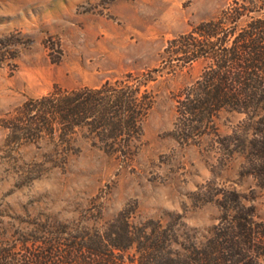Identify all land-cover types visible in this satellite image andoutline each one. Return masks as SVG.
Masks as SVG:
<instances>
[{
  "label": "rangeland",
  "instance_id": "obj_1",
  "mask_svg": "<svg viewBox=\"0 0 264 264\" xmlns=\"http://www.w3.org/2000/svg\"><path fill=\"white\" fill-rule=\"evenodd\" d=\"M236 2L251 10L244 20L264 17V0H0V264H99L118 219L200 243L221 215L206 199L221 189L253 197L264 220V190L225 146L242 115L221 111L190 143L174 134L182 92L211 65L179 41ZM107 82H147L151 106L127 153L89 127L52 133L41 99ZM124 256L132 264L135 248Z\"/></svg>",
  "mask_w": 264,
  "mask_h": 264
},
{
  "label": "trees",
  "instance_id": "obj_2",
  "mask_svg": "<svg viewBox=\"0 0 264 264\" xmlns=\"http://www.w3.org/2000/svg\"><path fill=\"white\" fill-rule=\"evenodd\" d=\"M238 3L218 20L201 23L178 40L179 52L189 60L205 57L211 65L182 92L174 134L190 143L215 128L221 111L242 115L232 135L225 138V146L231 156H244L242 173L264 190V17L244 20L251 10ZM144 83L114 86L107 82L96 89L67 92L49 105L46 101L52 97L43 98L39 102L44 109L50 107L52 119L45 124L52 133L59 126L61 136L76 126L89 127L104 139L107 149L127 153L141 131L144 109L151 106L150 98L141 92ZM206 200L218 204L221 215L204 241L184 242L169 225L149 228L118 219L116 229L107 235L109 250L104 255L111 257L97 263L125 264V252L135 248L132 264H264V220L258 219L254 198L237 189H221Z\"/></svg>",
  "mask_w": 264,
  "mask_h": 264
}]
</instances>
